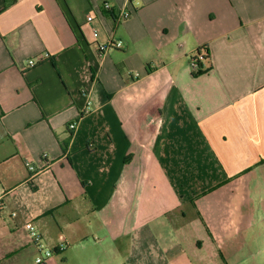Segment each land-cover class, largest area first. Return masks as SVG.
<instances>
[{
  "label": "crops",
  "instance_id": "0c3cea01",
  "mask_svg": "<svg viewBox=\"0 0 264 264\" xmlns=\"http://www.w3.org/2000/svg\"><path fill=\"white\" fill-rule=\"evenodd\" d=\"M0 194V264H264V0H0Z\"/></svg>",
  "mask_w": 264,
  "mask_h": 264
},
{
  "label": "built area",
  "instance_id": "2783aa9c",
  "mask_svg": "<svg viewBox=\"0 0 264 264\" xmlns=\"http://www.w3.org/2000/svg\"><path fill=\"white\" fill-rule=\"evenodd\" d=\"M105 10H112V6L110 3H104L103 7ZM131 16V13L129 12H121L119 13V16L117 18V24H120L122 22H124L125 20H127L129 17ZM95 19V17L93 15H90L87 17V21L88 22H93ZM91 32L93 34V36L95 38L99 37V33L98 30L96 28H92ZM122 47V42L120 41H116L113 37H110L108 40H106L105 42L99 43L98 44V54L99 57L102 59L104 58L107 53L114 49V48H121ZM47 56H41V60L45 59ZM205 53L203 51H201V53H195V55L192 57L191 59V68L194 71H200L201 70V64L203 61H205ZM36 60H30L29 61V65L30 66H34L36 64ZM77 126V123H72L69 128L71 130H74ZM45 158L47 157L46 154L43 155ZM29 168L31 171H34V168L29 165ZM5 198L4 194H0V204L3 203V200ZM26 229L28 230V234H29V238L31 240V242L37 247L38 249V255L35 258L34 264H48L49 260L53 257V255L56 253L57 249H50L48 247L45 246V244L43 243V238L41 236V234L35 229V227L33 226V224L28 223L26 224ZM64 247H60L59 250H63Z\"/></svg>",
  "mask_w": 264,
  "mask_h": 264
},
{
  "label": "trees",
  "instance_id": "16d2710c",
  "mask_svg": "<svg viewBox=\"0 0 264 264\" xmlns=\"http://www.w3.org/2000/svg\"><path fill=\"white\" fill-rule=\"evenodd\" d=\"M203 50H205V48H203V49H200L197 53L199 54V53H201V51H203ZM205 61L206 60H209L210 59V57L208 56V54H205ZM202 66V65H201ZM209 69H210V67H209Z\"/></svg>",
  "mask_w": 264,
  "mask_h": 264
},
{
  "label": "rangeland",
  "instance_id": "374dc122",
  "mask_svg": "<svg viewBox=\"0 0 264 264\" xmlns=\"http://www.w3.org/2000/svg\"><path fill=\"white\" fill-rule=\"evenodd\" d=\"M26 263H28L27 259H26ZM26 263H25V264H26Z\"/></svg>",
  "mask_w": 264,
  "mask_h": 264
}]
</instances>
